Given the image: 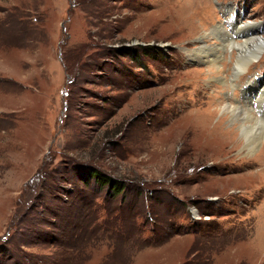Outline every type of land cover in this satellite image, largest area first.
<instances>
[{
  "label": "rangeland",
  "instance_id": "obj_1",
  "mask_svg": "<svg viewBox=\"0 0 264 264\" xmlns=\"http://www.w3.org/2000/svg\"><path fill=\"white\" fill-rule=\"evenodd\" d=\"M214 29L264 0H0V264H264V140L216 109L261 118L264 55L231 86Z\"/></svg>",
  "mask_w": 264,
  "mask_h": 264
},
{
  "label": "bare ground",
  "instance_id": "obj_2",
  "mask_svg": "<svg viewBox=\"0 0 264 264\" xmlns=\"http://www.w3.org/2000/svg\"><path fill=\"white\" fill-rule=\"evenodd\" d=\"M256 26L250 23L242 24L240 25V28L242 32L249 31ZM218 30V33L216 32ZM214 32H211L209 34H206L204 36V39L212 37V39H216L218 41H221L224 43L223 47H215L211 53L204 52L206 55H202L201 52H192L191 55H189L190 58L195 59L194 62H204L208 64L211 70L214 74L220 75L222 73V67L220 64V60L222 57L218 54L219 50H222V52L226 53H232V51L237 50V55H235V59H233V55H231L230 58V70H232L231 74V86H233L234 82L238 80L243 74L246 73L248 68L256 64L260 61V58L264 55V37H255V38H246L241 44L237 43H230V45H227L225 41H227V38L229 35L221 29H217ZM230 38V36H229ZM225 39V40H224ZM203 40V39H202ZM189 54V53H188ZM220 79V78H219ZM221 83L226 84L225 80L221 78ZM256 83L262 84V87L259 89V94L256 93ZM262 80H258V82H248V86L250 87L248 92H245V96H249V94L252 92L253 98H255L253 108H256L257 104L261 105L259 109L261 110V118H257L252 114L250 109L246 107V105H243V107H235V105H230L228 103L227 105H218L216 109H219L223 112V114L226 115V117H229L233 122H235L237 125L236 129L237 131L241 132L243 142L240 144L243 146L244 149H246L249 153H252L255 151L257 145L259 143H262L264 140V103L263 105L260 103L259 100L264 96V85ZM255 91V92H254ZM259 97V98H258ZM219 101V100H218ZM253 110V109H252ZM206 130V129H203ZM228 131V130H227ZM232 131L233 130L232 128ZM217 130L214 132V135L218 136ZM253 134L255 135L253 137ZM231 135V133H230ZM233 136H235L233 134ZM225 138V137H224ZM226 141V140H225Z\"/></svg>",
  "mask_w": 264,
  "mask_h": 264
}]
</instances>
